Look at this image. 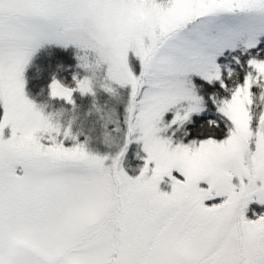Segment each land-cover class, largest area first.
Segmentation results:
<instances>
[{"label":"snow or ice","instance_id":"1","mask_svg":"<svg viewBox=\"0 0 264 264\" xmlns=\"http://www.w3.org/2000/svg\"><path fill=\"white\" fill-rule=\"evenodd\" d=\"M0 264H264V0H0Z\"/></svg>","mask_w":264,"mask_h":264},{"label":"trees","instance_id":"2","mask_svg":"<svg viewBox=\"0 0 264 264\" xmlns=\"http://www.w3.org/2000/svg\"><path fill=\"white\" fill-rule=\"evenodd\" d=\"M73 52V50L71 48L65 50L62 47L58 46V45H48L45 48L41 49L40 52H38L37 56L34 58L36 59L35 63H39L42 61H45L50 55L55 54L56 56H61V55H71ZM36 64H32V66L29 68L31 69V71H29V73L31 74V72L34 69V66ZM28 86V91L29 94L31 95V87H30V80H29V84Z\"/></svg>","mask_w":264,"mask_h":264},{"label":"rangeland","instance_id":"3","mask_svg":"<svg viewBox=\"0 0 264 264\" xmlns=\"http://www.w3.org/2000/svg\"><path fill=\"white\" fill-rule=\"evenodd\" d=\"M48 45H55V44H46V45H44L42 48H40V49L37 51V53H36V54L34 55V57H33V60L31 61L30 66L26 69V73H25L26 79H29V78H30V75H31V74L29 73V71H31V69H29V68L32 66L33 63L36 64V63H35L36 59H34V58L37 56L38 52H40L41 49L45 48V47L48 46ZM31 73H32V72H31ZM27 85H28V84H26V91H28V86H27ZM28 92H29V91H28ZM70 115H71L70 113H66L65 116H64V119L67 120V119L69 118ZM140 147H141V146L136 145V144H133V145L130 146L131 149L136 150V151H139V150H140ZM133 154H135V152H134ZM141 155H143L142 152H141ZM142 164H143L142 161H138V164H137V167H136V170H135V171L132 170L131 168H127V167H126V171H128V174H129V175L135 176V175L138 174L139 167H142ZM174 175H175V173H174ZM160 188H161L162 191H170V190H171V189H170V184L167 183V182L162 183V184L160 185Z\"/></svg>","mask_w":264,"mask_h":264}]
</instances>
